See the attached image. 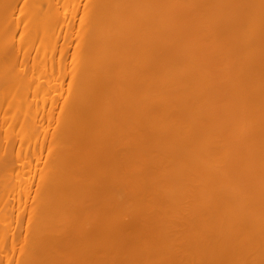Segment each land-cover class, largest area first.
I'll list each match as a JSON object with an SVG mask.
<instances>
[{
  "label": "bare ground",
  "instance_id": "bare-ground-1",
  "mask_svg": "<svg viewBox=\"0 0 264 264\" xmlns=\"http://www.w3.org/2000/svg\"><path fill=\"white\" fill-rule=\"evenodd\" d=\"M0 264H264V0H0Z\"/></svg>",
  "mask_w": 264,
  "mask_h": 264
}]
</instances>
